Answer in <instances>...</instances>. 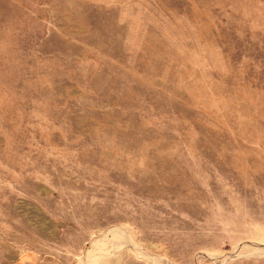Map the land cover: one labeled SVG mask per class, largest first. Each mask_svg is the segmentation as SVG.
<instances>
[{"label":"rangeland","instance_id":"374dc122","mask_svg":"<svg viewBox=\"0 0 264 264\" xmlns=\"http://www.w3.org/2000/svg\"><path fill=\"white\" fill-rule=\"evenodd\" d=\"M0 264H264V0H0Z\"/></svg>","mask_w":264,"mask_h":264}]
</instances>
